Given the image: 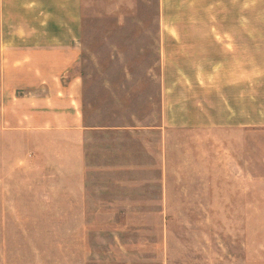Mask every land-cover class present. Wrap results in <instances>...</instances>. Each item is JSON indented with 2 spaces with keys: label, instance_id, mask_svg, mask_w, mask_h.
Masks as SVG:
<instances>
[{
  "label": "crops",
  "instance_id": "0c3cea01",
  "mask_svg": "<svg viewBox=\"0 0 264 264\" xmlns=\"http://www.w3.org/2000/svg\"><path fill=\"white\" fill-rule=\"evenodd\" d=\"M144 58L158 59L160 93L145 115L139 94L134 128L152 176L124 181L110 212L136 220L125 234L119 223L109 256L264 264V0H0V136L37 151L69 137L78 156L96 129L121 133L106 108L90 121L88 76L109 73L108 59H134L135 75ZM114 83L101 88L127 87Z\"/></svg>",
  "mask_w": 264,
  "mask_h": 264
},
{
  "label": "rangeland",
  "instance_id": "374dc122",
  "mask_svg": "<svg viewBox=\"0 0 264 264\" xmlns=\"http://www.w3.org/2000/svg\"><path fill=\"white\" fill-rule=\"evenodd\" d=\"M109 60L110 71L103 78L100 73L93 80L88 76L91 88L95 84L91 89L95 112L90 106L89 115L101 125L106 108V120L126 125L121 133L115 127L87 134L79 159L69 137L52 138L46 141L49 147L44 144L37 151L29 149V139L0 136V264H118L109 248L118 250L119 223L125 234V224L136 219L113 217L110 211L118 210L117 195L125 193V180L152 176L150 147L134 128V114L140 111V93L142 114L157 110L149 102L151 96L152 101L159 100V64L158 59L144 58L134 75L130 65L134 59ZM104 78L116 85L126 81L127 87L101 88ZM134 83H142V89H135ZM87 89L88 84L86 93ZM118 95L124 102L121 119ZM140 161L144 167L136 169ZM153 176H158L157 169Z\"/></svg>",
  "mask_w": 264,
  "mask_h": 264
}]
</instances>
